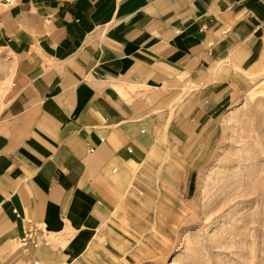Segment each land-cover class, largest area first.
Wrapping results in <instances>:
<instances>
[{
  "label": "crops",
  "instance_id": "obj_1",
  "mask_svg": "<svg viewBox=\"0 0 264 264\" xmlns=\"http://www.w3.org/2000/svg\"><path fill=\"white\" fill-rule=\"evenodd\" d=\"M263 36L264 0L0 1L14 64L0 120V264H89L125 248L145 158L175 116L126 103L120 86L169 93L185 74L178 85L202 94L212 73L256 71Z\"/></svg>",
  "mask_w": 264,
  "mask_h": 264
},
{
  "label": "rangeland",
  "instance_id": "obj_2",
  "mask_svg": "<svg viewBox=\"0 0 264 264\" xmlns=\"http://www.w3.org/2000/svg\"><path fill=\"white\" fill-rule=\"evenodd\" d=\"M261 43L255 80L249 69L212 73L202 94L178 85L185 74L169 93L120 86L126 103L154 102L151 111L174 115L175 125L145 158L121 224L126 247L89 264H264V93L255 95L264 91V36ZM10 57L0 38V120L14 96Z\"/></svg>",
  "mask_w": 264,
  "mask_h": 264
},
{
  "label": "bare ground",
  "instance_id": "obj_3",
  "mask_svg": "<svg viewBox=\"0 0 264 264\" xmlns=\"http://www.w3.org/2000/svg\"><path fill=\"white\" fill-rule=\"evenodd\" d=\"M251 80H255V79H257L258 77H259V73H257V72H253V73H251V74H248L247 75ZM260 83H262V85H264V80H262ZM255 89V88H254ZM252 91V90H251ZM262 93H264V91H262V92H259L258 94H256L255 93V95H261ZM254 95V94H253ZM254 97V96H253ZM137 264H139V263H137Z\"/></svg>",
  "mask_w": 264,
  "mask_h": 264
},
{
  "label": "built area",
  "instance_id": "obj_4",
  "mask_svg": "<svg viewBox=\"0 0 264 264\" xmlns=\"http://www.w3.org/2000/svg\"><path fill=\"white\" fill-rule=\"evenodd\" d=\"M0 1H2L5 4H10L11 3V0H0ZM24 243H25V241H24ZM23 252L26 254L27 253V250H23ZM34 264H37V263H34Z\"/></svg>",
  "mask_w": 264,
  "mask_h": 264
},
{
  "label": "trees",
  "instance_id": "obj_5",
  "mask_svg": "<svg viewBox=\"0 0 264 264\" xmlns=\"http://www.w3.org/2000/svg\"><path fill=\"white\" fill-rule=\"evenodd\" d=\"M251 1H253V3H257V0H251Z\"/></svg>",
  "mask_w": 264,
  "mask_h": 264
}]
</instances>
